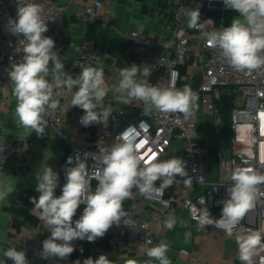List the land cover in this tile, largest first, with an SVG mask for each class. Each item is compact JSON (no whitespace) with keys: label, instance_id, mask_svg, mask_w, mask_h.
<instances>
[{"label":"built area","instance_id":"2783aa9c","mask_svg":"<svg viewBox=\"0 0 264 264\" xmlns=\"http://www.w3.org/2000/svg\"><path fill=\"white\" fill-rule=\"evenodd\" d=\"M26 2H35L41 6L42 15L47 20L49 29L45 35L53 39L56 23L64 8L56 4L55 0H0V88L11 83L8 75L11 65L19 62L23 56L22 43L9 32L8 20L15 17L18 6H23ZM101 6L100 0L79 5L78 12L82 21H88L96 16ZM196 7L200 9V23L203 27L193 29V33L188 34L185 30L187 12ZM172 18L175 27L167 37L154 36L141 28L130 30L124 37L125 52L132 55L130 66L136 64L143 70L147 69L148 76L161 72L163 76L159 85L161 88L172 86L173 81L177 87L182 66L191 63L192 67L197 68L200 65L202 72L197 91L201 94L199 99L201 110L192 109V115L185 118L181 113H163L155 108L149 109L143 102L136 110H127L119 106L111 109L104 124L88 126L91 128V141L82 144L64 132V127L72 124L64 116L71 108L67 101L66 87H54V98L59 100V107L46 117L47 126L54 128L68 145L59 167L61 185L66 181V170L74 166L67 163L68 158L73 157L75 162V156L79 155L87 166L90 190L94 192L98 181L91 177L94 175L97 159L102 150L118 142L119 135L130 128L139 132L135 142L140 148L138 154L145 159L155 157L153 162H157L175 157L184 162L187 175L177 176L168 187H161L162 179L155 181L153 188L145 193L133 187L131 198L125 200L123 204L126 216L122 218L118 227L114 225L107 232L110 246L116 250H120L124 245L135 244L144 248L154 245L156 225H161L166 219L173 217L176 208L185 212L192 221H197L206 207L211 216L218 219L223 207L222 201L229 198L228 189L234 183L231 176L237 168L251 167L264 174V132L261 131V121L258 119L259 113L264 112V66L251 71H237L223 58L218 48L210 47L206 43V37L202 33L219 31L224 27L213 25L207 14V6L202 1L180 0L173 10ZM191 44L195 45L192 52ZM108 55L110 60H116L115 55ZM86 66L102 68L97 57V49L91 43L80 47L71 68L66 73L75 79ZM47 79L49 82L53 81L51 74ZM151 83L154 82L150 79L148 84ZM76 90L74 87L73 94ZM224 91L233 96L226 123L217 105ZM103 108L106 107L100 106L98 110ZM208 119L209 126H202L204 133L200 132L198 128L200 122ZM206 126L210 128L209 136L215 141L216 168L213 176L208 172L206 155L199 143L202 135L207 137ZM144 127L147 128L146 132L143 130ZM31 149L32 143L27 139L0 136V173L6 165L14 168L22 166ZM186 180L190 181V185L185 184ZM257 188L255 206L234 229L233 234L236 236L264 229V195H261L264 193V185H258ZM59 194L60 191L57 195ZM37 215L39 216L38 213ZM39 222L42 225L39 238L20 236L15 241L8 242L7 249L16 247L17 250L25 251L35 264H45L47 260L40 258L39 252L42 250V241L50 233L43 222L41 220ZM73 244L75 251L63 260H68L74 254L84 253L83 243L74 241ZM179 252L183 255L190 254L186 249H180ZM234 253L239 264H245L240 260L239 248ZM4 260L2 255L0 262ZM6 264L13 262L7 260ZM116 264H125V260H118ZM252 264H264V249L259 246L252 256Z\"/></svg>","mask_w":264,"mask_h":264},{"label":"clouds","instance_id":"9594fccd","mask_svg":"<svg viewBox=\"0 0 264 264\" xmlns=\"http://www.w3.org/2000/svg\"><path fill=\"white\" fill-rule=\"evenodd\" d=\"M222 2L226 9L239 15L230 26L202 33L206 43L218 48L223 58L237 71H251L264 66V0ZM187 16L189 28L203 27L199 7L191 8ZM8 30L20 39L23 47L22 58L11 65L8 74L17 100L15 115L19 126L35 132L38 138L44 136L46 117L59 107V100L54 98V87L77 89L71 104L83 111L80 123L84 127L104 124L111 108L98 110L108 91L103 69L86 66L75 79L64 71L65 65L55 50V40L45 35L49 30L48 23L39 4L26 2L18 6L15 17L8 20ZM50 74L52 82L47 79ZM137 74L136 64L120 70L118 86L114 90L119 94L116 96L118 101H142L149 109L155 108L163 113H181L185 118L192 115L198 97L189 86L177 89L173 81L172 86L161 88L137 79ZM143 75H149V71L145 69ZM258 119L261 121V131L264 132V112L259 113ZM143 130L146 132L147 128ZM137 136L139 132L134 128L126 129L119 135L118 142L102 150L91 177L98 181L94 192L90 190L87 166L79 155L75 156V162L73 157L68 158L67 163L74 166L66 170V181L62 185L59 173L50 166L35 173V192L39 195L31 197L30 202L50 233L42 241L40 258L63 260L75 251L74 241L94 243L98 238H103L114 225L118 227L127 214L123 204L131 198L133 187L145 193L153 188L157 180L162 179L163 188L170 186L177 176L187 175L184 162L179 158L153 162L155 157L145 159L139 155L140 148L135 142ZM231 179L234 183L228 189L229 198L222 201L220 217L213 218L205 207L197 220L199 228L211 225L232 236L246 213L255 206L257 186L264 185V174L251 167H241L232 173ZM185 184L190 185V181L186 180ZM58 188L59 195L56 194ZM13 192V186L0 185V201L6 200ZM82 204L85 205L82 214L74 219ZM175 224L174 217L164 221L167 229H173ZM262 231L264 229L237 235L240 260L245 264H252V256L258 246L264 249ZM168 248L167 243L161 242L149 248L147 256L158 260L159 264H170L166 256ZM3 256L5 260L0 264H6L7 260L13 264H29L26 252L16 247H9ZM87 264L116 262L109 260L107 254H100L96 259L89 257ZM125 264L138 262L128 259Z\"/></svg>","mask_w":264,"mask_h":264},{"label":"crops","instance_id":"0c3cea01","mask_svg":"<svg viewBox=\"0 0 264 264\" xmlns=\"http://www.w3.org/2000/svg\"><path fill=\"white\" fill-rule=\"evenodd\" d=\"M93 0H55V3L64 7L55 26L54 40L56 51H58L61 62L65 65L66 72L71 68L73 59L77 56L83 44L91 43L97 49V57L102 64L105 84L108 89L102 107L117 108L119 106L130 105L140 106L142 101L133 100L131 103L118 101L114 90L119 80V72L122 68L130 67L132 55L125 52V35L132 29L141 28L143 31L151 33L157 37H167L175 27L172 14L180 0H100L102 3L98 14L88 21H82L79 16L78 7L81 4H89ZM207 6V14L211 18L215 27H226L232 22V18L225 20V16L230 9H226L222 0H199ZM236 16L235 14L233 15ZM188 34L193 33V29L185 24ZM195 49L191 44L190 52ZM115 55L116 60L109 59V55ZM199 67V68H198ZM188 63L180 68V80L177 89L189 86L195 93L201 78L202 69ZM138 68L137 79H151L159 87L162 73L158 72L152 76H144V70ZM198 72V76L196 73ZM67 101L71 111L64 113V116L71 121L69 127H64V132L78 143L91 141V128L84 127L80 123L83 111L79 107L71 104L73 89L66 88ZM17 100L13 94V84H5L0 88V136L14 139H27L32 143V149L26 162L14 168L6 165L0 173V185L9 184L13 186L14 192L9 197L0 201V257L7 249V243L15 241L20 236L23 238H39L42 225L34 207L23 203L22 191L27 188L36 187L35 173L42 171L44 167L50 166L54 171L60 173V160L68 150L65 140L50 126L45 128V134L38 138L35 132L18 125L15 115ZM209 119L207 125L209 126ZM203 132L202 126L199 127ZM201 136L199 143L205 150L206 157L210 156L211 146L215 145L214 139L207 134ZM211 137V139H208ZM209 148V151H208ZM215 150V148H214ZM213 168L208 159V172L213 176L216 168L215 151ZM212 168V169H211ZM59 191V188L57 189ZM16 199L19 201L17 202ZM23 207L25 214H20L18 209ZM84 207L77 210L78 219ZM176 224L173 229L156 225V243L148 248L142 246L124 245L120 250L110 246L108 233L103 238H98L94 243L86 240L77 242L83 243L85 251L83 254H74L68 260L50 258L45 264H87L89 257L96 259L100 254H107L108 259L117 262L118 260L133 259L138 264H159L158 260L147 256L149 248L165 242L169 245L166 253L170 264H239L235 256V250L239 248L237 236H228L225 232L214 229L211 225L199 228L197 221L189 219L187 214L176 208L173 214ZM180 249H186L190 254L183 255ZM29 264H35L28 256Z\"/></svg>","mask_w":264,"mask_h":264},{"label":"trees","instance_id":"16d2710c","mask_svg":"<svg viewBox=\"0 0 264 264\" xmlns=\"http://www.w3.org/2000/svg\"><path fill=\"white\" fill-rule=\"evenodd\" d=\"M233 103V96L228 95L226 93V91L223 92V95L221 96L220 100L217 102V105L221 111V115H222V119L224 121V123L227 122L228 119V115H229V109L231 108V104ZM125 109L127 110H136L138 109L137 106H130V105H124L123 106ZM58 193V190L56 192V194ZM22 194H24L23 196V203L27 206H32L34 207V205L30 202L31 197L33 196H38L39 193H36L35 190L33 188H27L24 189L22 191ZM80 207H84V206H80ZM18 212L20 214H25L26 210L23 207H20L18 209Z\"/></svg>","mask_w":264,"mask_h":264},{"label":"rangeland","instance_id":"374dc122","mask_svg":"<svg viewBox=\"0 0 264 264\" xmlns=\"http://www.w3.org/2000/svg\"><path fill=\"white\" fill-rule=\"evenodd\" d=\"M234 14L236 15L235 17L233 16ZM226 15H227V16L224 17L225 20H229L230 18L234 19V18L238 17L239 14L236 13V12H233L232 10H230L229 12L226 13ZM196 76H198V72L196 73ZM200 95H201V94L198 92V93H197V97H198V99H197V101L195 102V106L193 107V109L201 110V104H200V102H199ZM204 125H207V121H206V120L200 122L199 127L204 126ZM199 127H198V128H199ZM209 129H210V128H209L208 126L205 127V131L207 132V134L210 133V132H209ZM199 131L201 132V129H200V128H199ZM208 139H211V137H208ZM210 149H211L210 156L206 157V159H208V161H209L211 167L213 168V167H214V166H213V164H214V155H213V152H214L215 150H214L213 146H211ZM203 151H204V153H205V150H203ZM208 151H209V148H208ZM167 160H169V159H167ZM60 161H61V160H60ZM212 168H211V169H212ZM59 175H60V173H59Z\"/></svg>","mask_w":264,"mask_h":264}]
</instances>
